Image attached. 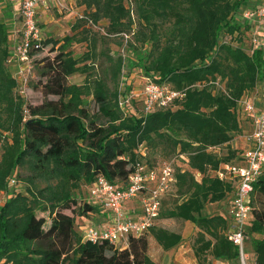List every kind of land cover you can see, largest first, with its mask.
<instances>
[{
  "label": "trees",
  "instance_id": "16d2710c",
  "mask_svg": "<svg viewBox=\"0 0 264 264\" xmlns=\"http://www.w3.org/2000/svg\"><path fill=\"white\" fill-rule=\"evenodd\" d=\"M76 1L82 12L71 29L82 27L83 34L72 32L59 45L51 36L41 38L37 52L48 44L55 50L53 56L40 58L45 77L39 82L41 92L53 97L33 105L14 91L16 81L5 63L14 26L0 11V129L10 133L0 152V264H156L147 253L149 236L168 250L181 241L180 232L153 224L129 234L127 244L121 245L89 240L75 228L76 218L88 213L100 216L98 222L108 218V211L83 198L82 191H89L100 176L125 185L142 142V158L149 166L168 158L150 156L148 148L176 151L183 159L174 169L173 193L179 198L160 204L158 218L177 217L196 225L192 250L199 264L238 263V247L226 236L228 208L203 210L210 202L231 204L235 184L219 178L216 170L234 162L237 151L240 158L243 149L227 145L241 130L242 117H250L240 100L264 82V51L251 43V24L240 18L249 3L135 0L130 7L125 0ZM4 10L12 14L9 5ZM100 19L106 20V32L128 35L129 69L137 67L153 81L184 92L174 106L125 111L117 101L119 93L128 91L127 85L117 90L123 58L106 55L112 88L91 73L90 64H80L95 56L96 38L88 27L100 26ZM74 37L89 45L76 58L63 47ZM75 71L83 75L82 82L68 80ZM89 94L93 110L84 99ZM23 109L28 112L25 119ZM222 144L226 150L219 154L214 148ZM19 167L23 170L18 172ZM14 170L24 183L17 191L6 181ZM39 211H47L49 221ZM244 231L245 240L250 238V259L264 264V171L252 182Z\"/></svg>",
  "mask_w": 264,
  "mask_h": 264
},
{
  "label": "built area",
  "instance_id": "2783aa9c",
  "mask_svg": "<svg viewBox=\"0 0 264 264\" xmlns=\"http://www.w3.org/2000/svg\"><path fill=\"white\" fill-rule=\"evenodd\" d=\"M17 4V17L20 27L15 30L10 53L5 63L13 65L12 73L16 81L14 91L20 97L26 93V88L33 79V57L41 45V28L37 20L40 7H47L49 2L55 1L56 7H67L64 0H14ZM81 16V13L78 14ZM240 18L251 24V43L261 47L264 51V0L244 8ZM91 23V20H89ZM94 27L100 26L92 24ZM102 29V27H100ZM116 34V33H113ZM124 38L125 33H119ZM143 84L139 91H128L118 94V105L126 110L133 109V99L142 101V111L150 112L156 108L170 106L175 100L181 99L184 92L171 87L168 83L153 81L143 76ZM261 103L256 106L248 99H242L243 110L251 115L252 128L246 134L248 142L240 155L242 163L226 162L216 170L219 178L230 180L234 186L231 204L228 207L230 218L226 230L227 238L232 241L239 251V260L236 264H262L256 260L247 259L243 250L246 239L244 231L247 218L251 210L252 182L264 171V86H262ZM28 116L27 109H23V119ZM0 143V152H1ZM137 158L133 169L128 174L125 185H114L104 177H98L89 190V196L96 204L108 211V218L97 226H86L83 237L89 240L107 239L113 244L126 245L129 234H139L155 224L162 197L174 187L175 175L173 160L161 159L155 165L149 166L144 160L145 147L137 148ZM16 171V170H14ZM195 175H200L196 172ZM8 185L17 183L15 172L8 177ZM136 199L139 212L132 216L125 211V202Z\"/></svg>",
  "mask_w": 264,
  "mask_h": 264
},
{
  "label": "rangeland",
  "instance_id": "374dc122",
  "mask_svg": "<svg viewBox=\"0 0 264 264\" xmlns=\"http://www.w3.org/2000/svg\"><path fill=\"white\" fill-rule=\"evenodd\" d=\"M135 0H125V4L129 5L130 7L133 6ZM260 0H245L244 3L248 4L249 6L253 5L254 3H259ZM2 4L9 5V7L12 9L11 2L10 0H0V11L3 13L2 17L8 22L9 26L11 25V13L7 14L4 10L6 6H2ZM67 7L64 8H58L56 6H49V14H48V20L44 21V17L47 15L38 13L37 14V20L38 24L43 32L42 37L43 38H50L52 39H57L59 42L57 45H59L64 39V36H67L74 32L75 36L80 37L83 33H81V28L78 27L76 30L71 29V25L74 22L75 18L82 12V7L77 4L76 0H72L69 3H66ZM246 7V8H247ZM15 15H18L16 12ZM45 15V16H44ZM84 24V23H81ZM98 24L102 27V29L96 28V27H88L90 32L93 34V36L96 38V44H95V56L86 61H79L80 64L83 62H87L90 64V71L91 73H96L97 75H101L106 83L108 88H112V82L108 78V66L109 62L106 59V55L109 56H121L123 58V63L121 64V70L120 74L117 79V90L119 92L123 91V88L127 85L128 86V91L134 90V91H139L141 89V86L143 84V74L141 70L137 67H134L132 69H129L128 64H127V56L132 55V51L130 50V45L128 42H125V38L123 39L120 37V35L113 34V33H108L106 32L105 25H106V20L105 19H100L98 21ZM87 27V25H84ZM165 26V25H164ZM90 33V34H91ZM132 39V38H131ZM64 49L69 50L73 57H80L83 52H85L88 48V42L87 41H77L76 37L73 39H70L68 41H65L64 43ZM55 45V47L57 46ZM51 44H48L46 46H43L38 52L35 53L33 57V62L35 66V75L31 82L29 83L28 87L26 88V93L23 98L28 104H36L41 101H43L45 98L53 97L52 95H44L41 92V83L40 80H44V76L40 74L41 71V63H40V58L42 57H51L54 55L55 50L51 51L49 50ZM136 46V45H133ZM93 60V62H92ZM92 66V67H91ZM70 82H75V83H80L83 80V75L79 73L78 71L73 72L72 74L69 75ZM221 84V83H220ZM127 91V92H128ZM84 99L87 101L89 104V108L93 110L95 108L94 102H93V97L91 94L87 95L84 97ZM179 100V99H178ZM177 102L175 100L170 106H174V104ZM132 108H137V109H142V101L138 99H133L132 101ZM158 109V108H157ZM155 110V109H154ZM243 111V110H242ZM1 132V137H0V143H2L5 140H10V133L9 131L5 129H0ZM144 145V143H139L137 148L141 147ZM224 145L222 144L221 146H217L214 148L216 152L221 154V152H225L224 150ZM136 148V150H137ZM149 152L151 153L150 156H155L159 157L161 155H165L168 159L173 160V165L176 167L177 165L182 164L183 159L182 155H177L176 151H169L168 149L162 150V149H152L148 148ZM149 153V154H150ZM23 167L18 168V172L22 171ZM16 174V171H14ZM13 173H11L9 176H11ZM8 176V177H9ZM200 175H196L197 178H199ZM8 177L6 181H8ZM17 183L15 185H9L10 189H15L21 190L24 187V183L21 179H16ZM8 184V183H7ZM84 188V187H83ZM173 188H171L163 197L161 204L168 200V201H173L174 199H178L179 195L177 193H173ZM82 196L83 198H86L87 200L94 201L92 198L89 196V191H86L84 188V191H82ZM3 199V191L0 190V201ZM223 205L218 204L216 202H210L207 203L203 212L204 213H213V212H223L224 208L221 209ZM130 208H125L126 213H131ZM134 209H136L134 207ZM69 212V210H66ZM39 215H44L46 217V220L49 221V218L47 217V211H39ZM102 218L99 216V218L95 217V213H88L87 216L83 217H77L75 224V228L81 232L83 235L84 228L86 226L90 225H99L102 224L103 220L101 222H98ZM155 224L164 227L168 230L172 231H178L182 235L181 241L173 246L172 248L168 250H164L161 248V246L153 241V239H150V244H148L147 248V253L150 256V258L156 263V264H170V263H175V264H199L197 259L194 257L193 250H192V242H193V237L198 230L196 225H194L192 222L188 220H184L181 218L177 217H161L157 218L155 220ZM250 238L248 240L244 241L243 244V250L248 256L247 259L251 260V254H252V248L250 245ZM212 264H219L218 261L212 260Z\"/></svg>",
  "mask_w": 264,
  "mask_h": 264
},
{
  "label": "crops",
  "instance_id": "0c3cea01",
  "mask_svg": "<svg viewBox=\"0 0 264 264\" xmlns=\"http://www.w3.org/2000/svg\"><path fill=\"white\" fill-rule=\"evenodd\" d=\"M72 0H64L65 3H69L71 2ZM11 2V6H12V9H11V12H12V15L10 17V20H11V25L14 26V29L11 31V34H10V39L13 41V38L15 37V30H17L16 27H20V19L17 17V15H15L16 11H17V4L15 3L14 0H10ZM2 6H6L5 4H2ZM49 6H56V3L55 1H51L49 2L48 6L43 8V7H40L38 9V13H42V14H45L47 15L46 17H44V21H47L48 20V14H49ZM44 15V16H45ZM41 33L43 34L42 30H41ZM11 74L13 73V70H14V66L13 65H10L8 66ZM262 84V86H264V82L260 83ZM262 86L259 87L258 86V90H256V88H254L253 90H251L247 95V98L248 100H251L252 102H254V104L256 106H259L260 103H261V99H260V95H261V90H262ZM243 113V112H242ZM245 116V115H244ZM249 118L248 119H245L244 117H242V119L240 120V125H241V130L239 132H236L232 135L231 139L228 141L227 145L232 148V149H236V151L238 149H245L247 148L248 146V142L246 140V134L251 130L252 128V118H251V115L249 114ZM224 145V144H223ZM226 145V144H225ZM224 145V146H225ZM224 150H226V146L224 147ZM222 153V152H221ZM234 161L235 163H242L241 161V158H238V151L236 152V156L234 157V159L232 160ZM125 208H130V207H133L130 211L131 213H129L130 215L132 216H136L139 212V206H138V201L136 199H133V200H129V201H126L125 204H124ZM134 207L136 209H134ZM229 207L228 206H222V208H226V211H227V208ZM223 210V209H222ZM229 215V214H228ZM150 239L152 240L153 238L151 236H149L148 240L150 241ZM153 241H155L153 239ZM156 242V241H155ZM150 244V242H149ZM162 248V247H161Z\"/></svg>",
  "mask_w": 264,
  "mask_h": 264
}]
</instances>
